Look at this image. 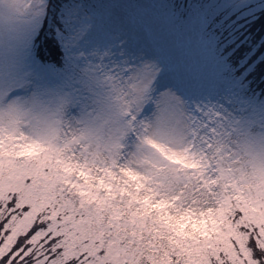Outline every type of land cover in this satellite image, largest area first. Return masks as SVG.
<instances>
[{"label": "snow or ice", "instance_id": "6c2138e0", "mask_svg": "<svg viewBox=\"0 0 264 264\" xmlns=\"http://www.w3.org/2000/svg\"><path fill=\"white\" fill-rule=\"evenodd\" d=\"M0 264H264V0H0Z\"/></svg>", "mask_w": 264, "mask_h": 264}]
</instances>
